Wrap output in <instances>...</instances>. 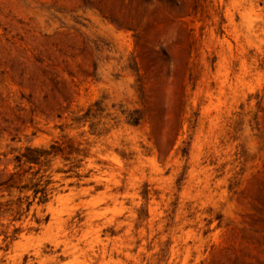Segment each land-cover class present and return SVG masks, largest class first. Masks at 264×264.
<instances>
[{
  "label": "rangeland",
  "instance_id": "rangeland-1",
  "mask_svg": "<svg viewBox=\"0 0 264 264\" xmlns=\"http://www.w3.org/2000/svg\"><path fill=\"white\" fill-rule=\"evenodd\" d=\"M0 264H264V0H0Z\"/></svg>",
  "mask_w": 264,
  "mask_h": 264
}]
</instances>
